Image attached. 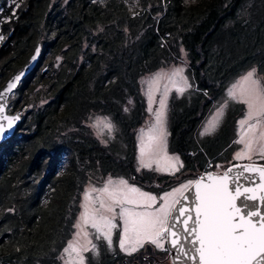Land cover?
I'll list each match as a JSON object with an SVG mask.
<instances>
[{
    "label": "trees",
    "instance_id": "1",
    "mask_svg": "<svg viewBox=\"0 0 264 264\" xmlns=\"http://www.w3.org/2000/svg\"><path fill=\"white\" fill-rule=\"evenodd\" d=\"M8 2H0V87L38 40L43 54L9 104V111L32 109L0 146V264H64L85 184L110 173L142 185L155 175L135 169L134 133L146 115L142 76L171 60L178 44L188 51L197 97L194 109L173 119L169 147L186 165L183 174L198 177L207 157L196 131L225 79L246 66L258 71L264 16L249 31L259 18L249 0H19L16 14ZM235 25L243 35L238 53L217 63L210 45ZM92 113L120 123L124 154L92 134ZM162 257L169 253L145 245L100 264H161Z\"/></svg>",
    "mask_w": 264,
    "mask_h": 264
},
{
    "label": "snow or ice",
    "instance_id": "2",
    "mask_svg": "<svg viewBox=\"0 0 264 264\" xmlns=\"http://www.w3.org/2000/svg\"><path fill=\"white\" fill-rule=\"evenodd\" d=\"M19 6L16 5L17 8ZM0 39L3 37L0 36ZM38 54L39 49L32 57L33 61ZM183 71V68H176L172 76L179 75L181 80L171 81L182 83L183 86L177 88L181 93L190 86L188 79L182 75ZM22 75L20 73L14 77V81L7 85V91L11 92L16 87ZM155 75L159 77L161 73ZM237 87V102L246 104L248 109L247 118L238 123L244 125L248 121H255L248 126L250 132L264 122V78L257 76L255 68L247 71L237 84L228 89V98L236 99L234 89ZM167 92L165 88L158 102L159 107L153 110V96L149 88L148 111L154 113V123L148 129L146 139H141L138 145L137 171L146 168L175 175L184 167L180 157L170 155L167 149ZM0 100H3L2 93ZM225 106L226 103H222L217 107L215 115L207 121L199 135L204 136L215 130ZM3 111L4 105L0 104V113ZM19 119L10 115L0 117V120L7 121V126L0 123V139L6 137ZM103 120L109 118L104 117ZM104 128L111 132L114 125L109 121ZM143 132L144 129H141ZM258 141L259 155L264 159V132L259 137L254 135L247 140L244 137L235 140L234 143L244 144V149L236 151L232 159L251 160L253 145ZM229 165L222 172L206 169L204 174L182 181L178 187L158 195L142 190L130 183L129 179L109 176L102 187L93 189L99 193L95 198L99 201L98 205L90 199L88 191L84 193L88 204H81L85 211L72 225L77 232L63 249L66 254L75 253L77 259L69 264H85L83 253L96 252L97 245L89 238L90 235L95 240L103 239L111 249L113 231L116 229H119V249L129 256L145 245H152L172 254L173 260H178L180 264H264V164L254 161L250 164L229 162ZM215 167L219 169L222 165L216 164ZM177 194L181 198H175ZM249 202H253L254 206L250 207ZM89 226L95 230L93 234L86 231Z\"/></svg>",
    "mask_w": 264,
    "mask_h": 264
},
{
    "label": "rangeland",
    "instance_id": "3",
    "mask_svg": "<svg viewBox=\"0 0 264 264\" xmlns=\"http://www.w3.org/2000/svg\"><path fill=\"white\" fill-rule=\"evenodd\" d=\"M65 1V0H64ZM200 0H184L186 5H195ZM252 5L251 7V15H254L259 18L255 20V22H252V27H249V31L256 30L255 26H257V23L259 21H262V17L264 16V2L263 0L259 4H255L256 0H249ZM15 3V6L13 7V14H16V5L19 3V0H9L7 3V6L10 4ZM3 11V6L0 5V14ZM234 29L227 30V32H224L220 36L217 37L216 40L212 42L211 46V53L210 55L214 56L213 58L217 59V63L224 62V58L228 57L232 52L238 53L239 49V41H243V35H235V31L238 32V26H234ZM263 32H264V26H263ZM0 36L3 37V39H0V43H2L5 40V35L0 32ZM262 51L264 52V36H263V42L261 43ZM240 51V50H239ZM240 53V52H239ZM214 59V60H215ZM260 61V65L259 62ZM257 61L259 69L257 71V68L255 65L246 66L245 68H242L240 71L233 73L231 76H229L227 79L224 80L223 86L219 89V92L217 93L216 97L213 98V104L212 107L208 110L207 114L204 116L203 121L201 122L200 126L198 127L196 134H195V140L199 143L200 147L204 149V147L211 145L213 147V151L211 153L205 152L207 151L204 149V153L207 157L206 163H205V170L210 171H218L222 172L224 169H226L229 165V162L232 164L235 163H253L254 161L259 164H264V159H262L259 155V147L260 142L258 141L253 145V154L252 159H243L239 161L233 160V156L235 155V152L238 150L244 149V144H237L234 143L235 140L240 139L241 137H244L245 140H247L249 137L256 136L259 137L261 132H264V122L261 124H258V126L252 131L248 132V126L250 123H255V121H248L244 125H240L238 121L241 119L247 118V105L244 103L237 102L239 100V87L234 89V92H236L237 96L236 99H230L227 97V91L228 89L233 85L237 84L240 81V77L247 73V71L255 68L256 73L258 77L264 78V56L262 59ZM189 54L188 51L185 49L183 45H177V52H174V55L172 56L171 60H168L164 65L160 66V68L147 73L142 76L141 78V91L145 98V104H146V115L144 116L141 124L137 127L135 133H134V155H135V169L137 171V168L139 167L137 157L139 155L138 151V145L140 143L141 139H146L148 129L151 127V125L154 123V113H149V102H148V93L149 88L151 87V93L153 96V103L151 105L153 110H156L159 107V99L162 97L165 88L168 89L167 96L165 97V103H166V128H167V149L170 155H178L180 157V161L183 162L181 156L178 152L172 151L169 147V141H170V128L173 124V119L179 116L180 114H183V112L188 113L189 110L194 109L195 107V98L197 97V94L193 91V85H192V75L189 72ZM176 68H183V77H186L188 79L189 87L185 88V90L181 93L177 91L178 87H182V83H174L171 81H180L181 77L179 75L173 77L172 73ZM156 73H161L159 77H156ZM200 98V97H199ZM15 99V93L10 97L9 101ZM44 100L39 101V104H42ZM222 103H226V106L223 108V115L219 118L217 127L213 132L210 134H206L204 136L199 135L200 132L203 131L204 126L206 125L207 121L210 120L214 115L217 107L221 105ZM132 103L129 102L128 105H131ZM32 109V105H29L27 108L20 111L22 112V116L24 118V114L26 112H29ZM12 110V111H11ZM14 109L10 108V111L13 112ZM101 118L100 121L97 120V118ZM104 117H108L109 120H103ZM111 122L114 125V128L111 132L108 131V129L104 128V124ZM86 125L91 130L92 134L95 135L98 140L103 144H112L113 147L117 146L122 148L121 152L125 150L124 147H127V136H124L122 127L120 123L116 120H114L109 114H99V113H92V115L88 118L86 121ZM93 125H96L93 127ZM141 129H144V132L141 133ZM247 132V135L245 133ZM234 137V141L231 146L226 147V149L223 150V147L225 146V143L227 140ZM198 145V146H199ZM124 146V147H123ZM129 150V149H128ZM215 151V152H214ZM124 154V153H123ZM127 154V153H126ZM211 163V167H209V164ZM216 164L222 165L221 168L217 169L215 167ZM184 165V162H183ZM155 168V165H153V169ZM186 165L179 171L176 172L175 175H169L166 171L157 172L154 170H149L146 168H140L138 172L139 176L149 177L146 173L154 172L155 175H153L152 179H142L144 180V184L142 185L134 183L130 181V183L135 184L138 187H141L142 190L148 191L152 194H162L163 192L169 191L174 187H178L179 184L184 181L186 182L188 179L194 178L196 176H193L191 174H183V171L185 170ZM145 171V172H144ZM182 174V175H181ZM161 175V176H160ZM111 176L113 178H119L123 177L126 179H129L127 175H116L112 176L110 173L103 175V179L98 181H90L87 184L84 185L81 194H80V201H79V210L77 211V215L75 217V222L79 218L82 212L85 211L84 208H81V204H88V201L84 199V193L85 191H88L90 193V199H92L97 205L99 203L98 200H95V198L99 195V193L93 191L94 188L102 187L108 177ZM159 177H169L170 179H174L169 181L167 184H164L162 182L161 178ZM179 178V179H178ZM147 186V187H146ZM150 187V188H148ZM152 188V189H151ZM155 188V189H153ZM180 195L177 194L175 198H179ZM117 212H119V208L116 209ZM74 222V223H75ZM86 231L90 234H93L95 232L94 229H92L90 226L86 229ZM77 232V229L74 228L72 232V236L70 240L73 239V234ZM118 235H119V229H116L113 231V247L111 249L108 248L107 243L103 240H95L94 236L90 235L89 238L93 239L94 243L97 245L96 252L88 251L83 253L85 256V264H100L101 262H104L106 259H112V257L115 254L120 255H127L125 252L120 251L119 244H118ZM67 246V245H66ZM65 246V247H66ZM152 246V245H150ZM154 249H156L154 246H152ZM167 247V246H166ZM142 249V248H141ZM140 250V249H139ZM138 250V251H139ZM159 250V249H156ZM137 251V252H138ZM161 251V250H160ZM135 252V253H137ZM98 253V254H97ZM133 253V254H135ZM164 254L166 252L163 251ZM129 256V255H127ZM166 257V256H164ZM161 258V264H172L171 258ZM77 258L75 257V253L66 254L63 252V263L69 264L70 261H75Z\"/></svg>",
    "mask_w": 264,
    "mask_h": 264
},
{
    "label": "water",
    "instance_id": "4",
    "mask_svg": "<svg viewBox=\"0 0 264 264\" xmlns=\"http://www.w3.org/2000/svg\"><path fill=\"white\" fill-rule=\"evenodd\" d=\"M37 49H39V54L37 56V59L35 61L32 60V57L34 55L37 54ZM43 54V45L42 42L40 40H38L34 47L32 52L30 53V55L27 57V59L25 60V62L19 66L15 71H13L8 77L7 79L3 82V84L0 87V93L3 94V100H0V104L4 105V111L2 113H0V117L4 116V115H10V116H18L20 117L19 120L15 121L13 124V128L10 129L7 134L6 137L3 139H0V146L4 143H6L8 140H10L15 133L18 130L19 124L22 122L23 120V116L19 111H9V104H10V97L13 95V93H15V91L19 88V86L22 84V82L32 73V71L37 67L38 62L40 61L41 57ZM20 73H23L21 80L16 82V87L14 89H12L11 92L7 91V85L10 82L14 81V77ZM0 123H3L5 126H7V121H3L0 120ZM235 164H249V163H235ZM229 167V166H228ZM204 174V172H202L200 175ZM198 175V176H200ZM187 194V193H185ZM181 198V197H179ZM249 206L252 207L254 206L253 202H249ZM262 210H264V207H262ZM167 246V245H166ZM170 258H171V262L172 264H180V262L174 261L173 260V255L169 254Z\"/></svg>",
    "mask_w": 264,
    "mask_h": 264
},
{
    "label": "crops",
    "instance_id": "5",
    "mask_svg": "<svg viewBox=\"0 0 264 264\" xmlns=\"http://www.w3.org/2000/svg\"><path fill=\"white\" fill-rule=\"evenodd\" d=\"M233 141H234V138H233L232 140H230V139L227 140V142L225 143V146L223 147V150L226 149V147L231 146L232 143H233ZM209 146H210V148H209ZM204 148H205V147H204ZM206 149H208V151L210 150V152L214 150V149L211 147V145L206 146ZM214 152H215V151H214Z\"/></svg>",
    "mask_w": 264,
    "mask_h": 264
},
{
    "label": "flooded vegetation",
    "instance_id": "6",
    "mask_svg": "<svg viewBox=\"0 0 264 264\" xmlns=\"http://www.w3.org/2000/svg\"><path fill=\"white\" fill-rule=\"evenodd\" d=\"M0 2H1V0H0ZM8 19V18H7Z\"/></svg>",
    "mask_w": 264,
    "mask_h": 264
}]
</instances>
